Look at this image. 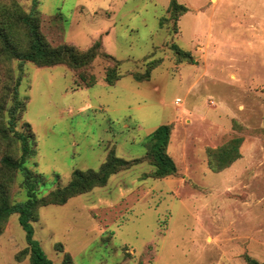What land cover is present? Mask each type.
<instances>
[{"label":"rangeland","instance_id":"rangeland-1","mask_svg":"<svg viewBox=\"0 0 264 264\" xmlns=\"http://www.w3.org/2000/svg\"><path fill=\"white\" fill-rule=\"evenodd\" d=\"M18 1L40 14L52 46L99 43L120 63L121 78L109 85L117 66L104 55L79 71L12 61L25 104L18 128L30 123L34 132L26 165L37 195L67 185L76 169L99 170L110 152L142 160L106 186L38 208L34 239L51 262L69 253L74 264H249L246 255L264 264V0H177L188 8L177 20L172 0ZM156 60L149 80L134 78ZM163 124L172 125L168 153L178 171L155 178L146 157ZM235 137L241 157L214 171L210 150ZM27 197L20 171L10 200ZM27 246L12 213L0 264L17 263Z\"/></svg>","mask_w":264,"mask_h":264},{"label":"trees","instance_id":"trees-1","mask_svg":"<svg viewBox=\"0 0 264 264\" xmlns=\"http://www.w3.org/2000/svg\"><path fill=\"white\" fill-rule=\"evenodd\" d=\"M168 9L175 20L188 11L187 6L179 4L177 0H172ZM177 50V53L181 55L180 58L191 59L190 52L181 48ZM99 55L115 60L113 56L101 52L99 43L86 50H81L69 43L52 46L41 30V18L38 12L26 11L18 0H0V142L4 148V152L0 155V235L11 214L18 213L20 225L26 232L28 243V246L16 255L18 262L15 264H22L27 255H30L29 264H53L39 242L34 239L31 222L38 220L39 207L51 204L62 205L75 196L90 192L96 187L106 186L113 174L142 161L140 159L126 160L110 152L99 170L76 169L67 185L51 190L45 196L39 197L36 193L37 180L32 170L26 165L34 151V132L30 123L25 124L26 130L18 128L25 104L19 97L21 78L11 74L10 65L14 59H18L32 62L39 67L65 64L79 71ZM115 62L117 68L109 69L105 76L109 85H114L121 78L118 71L120 63L118 60ZM159 64V60L152 61L145 74H134V78L138 81L149 80L150 71ZM1 74L5 77L3 82H1ZM95 83L96 80L91 78L86 83V87H91ZM171 131V124H163L151 134V145L146 159L155 167L152 173L155 178L177 174L178 167L168 153ZM242 141V137H235L227 144L210 150L211 168L216 172L222 171L240 158L239 149ZM17 143L19 144L17 152H11L16 148ZM20 171L24 174L28 197L20 203H12L10 186L15 173ZM245 258L249 264H262L250 255H246ZM61 264H74L72 256L67 253Z\"/></svg>","mask_w":264,"mask_h":264},{"label":"built area","instance_id":"built-area-1","mask_svg":"<svg viewBox=\"0 0 264 264\" xmlns=\"http://www.w3.org/2000/svg\"><path fill=\"white\" fill-rule=\"evenodd\" d=\"M178 102V101H177Z\"/></svg>","mask_w":264,"mask_h":264}]
</instances>
